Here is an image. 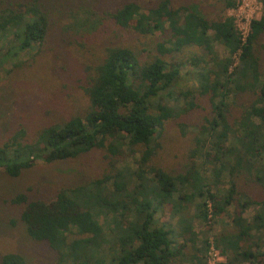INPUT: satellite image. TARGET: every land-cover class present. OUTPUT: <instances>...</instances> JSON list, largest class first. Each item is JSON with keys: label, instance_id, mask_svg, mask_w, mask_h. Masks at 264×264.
<instances>
[{"label": "trees", "instance_id": "16d2710c", "mask_svg": "<svg viewBox=\"0 0 264 264\" xmlns=\"http://www.w3.org/2000/svg\"><path fill=\"white\" fill-rule=\"evenodd\" d=\"M218 1L227 10L238 6L237 0ZM259 2L262 16L250 21L242 38L232 17L209 20L194 2L173 8L161 0L144 9L137 0H123L109 11L117 0H0V42L7 45L0 49V67L42 46L78 47L106 22L111 29L103 35L159 34L151 55L102 38L101 56L83 68L86 76L75 79L78 85L68 86L82 94L85 105L57 122H41L33 135L21 127L12 130L0 143V169L10 178L38 161L71 162L102 151L97 176H77L46 199L24 193L3 199L0 211L21 206L8 225L22 226L24 237L44 244L57 264H176L175 245L180 240L194 247L190 220L208 221L207 202L214 216L236 204L237 232L219 247L214 243L226 258L264 264V0ZM214 42L227 56L216 53ZM186 65L197 86L183 97L196 104L206 100L205 123L194 127L187 161L165 168L156 158L157 141L169 122L186 115L185 108L165 101L174 97L172 88ZM177 126L187 136L184 125ZM126 156L132 165L118 168ZM225 177L229 187L220 202L213 189ZM167 202L176 220L168 230L154 219ZM251 206L256 207L251 219L240 217ZM104 215L110 218L108 236L97 219ZM24 260L20 253H6L0 264Z\"/></svg>", "mask_w": 264, "mask_h": 264}, {"label": "rangeland", "instance_id": "374dc122", "mask_svg": "<svg viewBox=\"0 0 264 264\" xmlns=\"http://www.w3.org/2000/svg\"><path fill=\"white\" fill-rule=\"evenodd\" d=\"M121 1L123 0L111 3L108 10L116 9ZM137 1L142 8L147 9L155 7L161 0ZM169 2L173 8H179L182 3L194 2L209 20L232 17L241 34H246L250 21L259 19L263 13V6L259 0H238V7L232 10L225 9L218 0H169ZM107 23L101 26L98 34L96 31L92 33L91 38L83 40V37L78 41V47L73 46L59 50L42 46L39 48L40 51H38L39 49L30 51L19 56L16 61H9L0 67V143L11 135L12 130L21 127L33 135L41 122H57L67 114L76 113L79 108L85 105L86 101L82 94L77 89L68 88V86L78 85L79 82L75 79L78 80L81 76H86L83 68L90 66L92 60H97L101 56L103 48L99 42L102 38L104 43L117 40V42L131 48L147 50L150 52L149 55L154 53L153 43L156 42L159 34L141 36L132 33V31H124L125 33L117 32L112 35L107 32L103 35L104 30L109 31L111 29ZM109 24L111 25L110 22ZM112 29L116 30L114 27ZM6 46L0 42V49H5ZM214 47L221 58L227 56L226 50L218 42H214ZM4 49L1 50L5 51ZM42 50H45L44 54ZM192 51L198 53L197 49H192ZM43 55L46 58H42ZM145 56L147 57L146 52L143 53V59ZM52 66L56 69L53 70ZM59 67H65L66 70L62 73L59 71ZM70 71H72L71 74ZM36 82L44 90L38 89L34 84ZM196 86L197 79L194 71L186 65L181 70L175 87L172 88L174 97L165 101L175 108L186 109V115L166 125L161 138L157 141L161 149H159L156 158L165 168H178L187 161V148L191 146L193 134H197L194 127L205 123L203 118L206 111L202 108H205L206 100L201 98L202 102L198 101L196 104L193 102L194 99L183 97L186 92L193 90ZM177 123L181 126L184 125V129L188 132L187 136L180 133ZM101 155L102 151L94 150L71 162L44 163L38 161L17 178L3 175V170L0 169V208L4 207L1 204L2 200L10 195L15 196L24 193L31 200L46 199L55 193L62 183L74 182L77 176H97L101 167ZM195 164H200V161H195ZM130 165H132V158L126 156L117 164V167L122 168ZM228 187V179L225 177L222 178L220 185L213 189L219 194L220 202L223 201L221 196H225ZM211 204L207 202L208 213L210 214L208 221L205 222L194 217L190 220L192 232L197 238L194 247L191 244L183 247L180 240L176 243V264H241L239 261L221 255L214 243L216 242L219 247V241L237 232L234 221L239 216L240 209L234 204L227 207V213L214 216ZM12 206L14 208L9 211H0V259L6 253H20L24 256L26 264H57V257L44 244L33 243L24 237L22 226L10 227L8 225V220L18 218L21 209V206ZM169 211L170 206L167 202L162 210L156 212L154 216L155 226L167 230L175 228L176 220L171 217ZM193 211H189V217L192 216ZM255 211L256 207L251 206L240 217L251 219ZM97 219H99L108 236L111 228L110 218L104 215ZM205 241L209 244L208 248L207 246L204 248ZM193 248H202L203 251L200 253L194 251Z\"/></svg>", "mask_w": 264, "mask_h": 264}, {"label": "built area", "instance_id": "2783aa9c", "mask_svg": "<svg viewBox=\"0 0 264 264\" xmlns=\"http://www.w3.org/2000/svg\"><path fill=\"white\" fill-rule=\"evenodd\" d=\"M238 1V0H237ZM239 3V2H238ZM238 7V6H237ZM236 7V8H237ZM235 21V20H234ZM248 31H249V28H248ZM248 33V32H247ZM247 33L246 34H241V32H240V34H241V36H242V38H245L246 37V35H247Z\"/></svg>", "mask_w": 264, "mask_h": 264}]
</instances>
